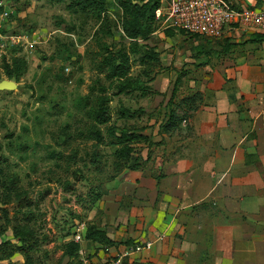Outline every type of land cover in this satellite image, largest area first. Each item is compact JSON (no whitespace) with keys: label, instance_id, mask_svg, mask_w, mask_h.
I'll use <instances>...</instances> for the list:
<instances>
[{"label":"rangeland","instance_id":"rangeland-1","mask_svg":"<svg viewBox=\"0 0 264 264\" xmlns=\"http://www.w3.org/2000/svg\"><path fill=\"white\" fill-rule=\"evenodd\" d=\"M126 14L120 0L102 6L97 0H0V80L16 82L0 88V264H80L78 253L64 249L91 223L93 195L118 185L129 164L142 158V138L128 141L134 149L125 159L108 127L151 140L168 118L164 105L156 106L161 93L179 74L178 102L191 91V65L218 55L221 39L166 27L163 16L154 18L147 37L154 44L130 38L122 29ZM148 47L159 61L145 58ZM13 54L27 61L17 80L3 69V58ZM122 54L128 72L109 78V66ZM101 95L111 118L95 123ZM187 109L178 106L180 113ZM94 124L103 133L99 143L87 134ZM15 231L32 239L21 241ZM88 254L94 262L97 255Z\"/></svg>","mask_w":264,"mask_h":264},{"label":"crops","instance_id":"crops-1","mask_svg":"<svg viewBox=\"0 0 264 264\" xmlns=\"http://www.w3.org/2000/svg\"><path fill=\"white\" fill-rule=\"evenodd\" d=\"M217 38L213 61L191 65L188 87L199 97L187 117L157 127L152 142L140 137L139 165L91 207V223L113 240L82 237L94 263L149 241L124 264H264V32L230 26Z\"/></svg>","mask_w":264,"mask_h":264},{"label":"trees","instance_id":"trees-1","mask_svg":"<svg viewBox=\"0 0 264 264\" xmlns=\"http://www.w3.org/2000/svg\"><path fill=\"white\" fill-rule=\"evenodd\" d=\"M104 0H97V5L102 6ZM121 3L124 4L126 10V17L122 23V29L126 36L130 38H147L149 34L154 29L153 20L155 18V9L159 4V0H120ZM144 56L146 59H155L159 61V57L157 53L151 50L149 47L146 48L144 52ZM149 59V60H150ZM27 61L24 56L19 54H13L10 58H3V69L7 76L14 77L16 80L19 79L22 73L26 70ZM130 67L129 58L127 55L122 54L121 60L114 62L111 66H109L107 76L109 78L113 77H123L126 75ZM179 76L175 79V84L172 88L169 99L164 105L168 118L165 121L164 127L169 130L176 126L177 122L187 117L189 109H192L195 106V100L199 97V92H192L180 97L178 102H174V93L176 91L177 85L180 82ZM129 86L130 82L124 84L119 87V91H123L124 87ZM98 107L94 112V120L95 123H104L110 120V106L105 98V96L101 95L98 98ZM187 104L188 109L183 112H179L178 106H182ZM182 110V109H181ZM129 111V110H128ZM132 116V114H131ZM109 134H112L115 139L113 142L115 144L120 145L117 154L122 156V158L128 159L129 154L131 153L133 146L128 143L129 140L139 139L140 137H144L145 135L142 132H136L134 130H121V132L117 133L114 131L113 127H108ZM87 134L90 137L95 139L96 143H99L103 138V133L101 129L97 125H93L88 131ZM94 159V158H93ZM95 160V159H94ZM139 156L135 158V161L132 164H129L128 169H133L139 165ZM127 173V172H126ZM125 173V175H126ZM100 196V193H96L93 195V199H97ZM15 234L19 236V239L22 241L24 239H32V234L28 231H25L23 234L19 231H15ZM86 238H91L94 240L112 242L104 229L97 227L95 224L90 223L86 226L85 234ZM127 242V240H126ZM80 247L79 241L74 239H70L66 242L65 245V253L69 256H76L78 253V249ZM79 262V260H78ZM130 264H144L140 261L133 260Z\"/></svg>","mask_w":264,"mask_h":264},{"label":"built area","instance_id":"built-area-1","mask_svg":"<svg viewBox=\"0 0 264 264\" xmlns=\"http://www.w3.org/2000/svg\"><path fill=\"white\" fill-rule=\"evenodd\" d=\"M154 16H163L166 27L178 28L188 34L218 37L230 26L264 32V5L237 8L225 0H167L164 8L158 6L155 9ZM73 239L79 241L80 232L73 235ZM149 244V241L145 244L125 243L98 264H124L126 256ZM78 259L80 264H97L82 247L78 249Z\"/></svg>","mask_w":264,"mask_h":264},{"label":"water","instance_id":"water-1","mask_svg":"<svg viewBox=\"0 0 264 264\" xmlns=\"http://www.w3.org/2000/svg\"><path fill=\"white\" fill-rule=\"evenodd\" d=\"M16 86V82L10 78H3L0 80V88H13Z\"/></svg>","mask_w":264,"mask_h":264}]
</instances>
